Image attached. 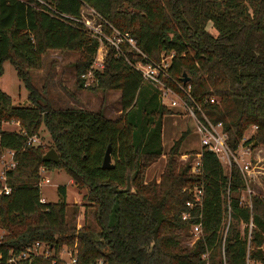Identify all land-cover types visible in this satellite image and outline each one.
<instances>
[{
  "label": "trees",
  "instance_id": "16d2710c",
  "mask_svg": "<svg viewBox=\"0 0 264 264\" xmlns=\"http://www.w3.org/2000/svg\"><path fill=\"white\" fill-rule=\"evenodd\" d=\"M82 9L108 32L127 34L147 61L169 56L165 85L182 98L189 88L208 118L222 123L232 149L241 142L264 145V0H0V74L9 62L27 92L26 104L14 105L0 90V122L19 126L0 129V150L13 152V165L4 171L9 191L0 194V228L6 232L0 264H65L56 254L26 251L21 257L34 242L54 251L62 244L71 247L77 264H246L247 258L264 264V199L255 194L244 202L239 167L229 169L205 147L186 152L189 161L180 167L185 130L163 152L162 116L172 112L126 63H146L133 48L123 42L118 53L108 46L100 56L102 69L93 70V81L84 86L80 75L90 69L99 43L88 36ZM60 50L80 54L74 63L78 88L119 93L117 118L78 107L53 109L40 101L29 72L41 69L47 51ZM183 73L189 78L185 84ZM40 124L51 141L44 149L26 144ZM249 127L254 132L245 137ZM108 145L112 167L103 168ZM49 148L56 161L42 159ZM198 152L201 169L194 173ZM162 154L158 179L145 181L147 166ZM40 167L63 168L78 189L86 188L78 229L77 209L67 216L64 199L41 201ZM127 176L130 188L114 192L111 186L125 187ZM193 188L202 192V232L187 246L190 223L180 215ZM57 190L64 197L65 186ZM13 253L21 256L9 261Z\"/></svg>",
  "mask_w": 264,
  "mask_h": 264
},
{
  "label": "rangeland",
  "instance_id": "374dc122",
  "mask_svg": "<svg viewBox=\"0 0 264 264\" xmlns=\"http://www.w3.org/2000/svg\"><path fill=\"white\" fill-rule=\"evenodd\" d=\"M81 20L87 21L88 27L92 29H89L83 24L85 29L90 33L88 36L95 38L99 43L98 51L92 61L93 64L95 63L96 58L99 60H101L100 56H103L102 58H104L107 47L109 46L107 38L110 37V32H108L105 27L102 28V26H100L97 19L89 10H81ZM208 28L210 32L215 34V31L210 26ZM94 29H96L97 32H95ZM95 33H100V35ZM79 58V52L67 50L47 51L42 56L41 69L29 72L31 85L40 93V101L48 103L53 109L78 107L90 111H100L105 117L110 119L117 118L120 114L118 92H102L100 90L92 92L86 88H78L77 84H75L76 76L74 63L78 62ZM168 60L169 56L162 57L159 62H156V64L163 63L166 65ZM101 61L103 65V59ZM146 85L155 89L147 83ZM0 90L11 98L14 105L26 104L27 92L24 86L17 80L15 72L9 62H4L2 64ZM212 100H215V98ZM159 102L172 112L162 116L161 146L163 152L168 150L172 140L178 138L182 130L187 131L180 144V149L185 148V151L182 152L200 151L202 145L193 116L186 113H178L169 108L167 106L169 101L166 99L162 101L159 99ZM18 128L19 126L16 122H0V129L17 130ZM253 132L254 127H249L245 132V137L251 136ZM36 135L38 137V144H40L43 149L50 145L51 141L49 134L42 124L39 125ZM8 151L9 150L7 149L0 150V175L1 173L4 175V171L11 167L12 155L8 154ZM248 158H250L252 166L251 171L246 175V187L242 190V199L247 203L250 202V197L255 194L260 195V197L264 199V145L253 147ZM187 161H189V158L186 156H180L178 164L181 167V165ZM162 163L163 155L157 158V160L152 163L151 167H156L155 169L159 170ZM39 174V192L41 200L45 202H56L64 199L66 202L67 216H69V213L73 208L77 209L74 224L75 228L78 229L84 222L82 211L84 209L83 205L85 199L82 198V194L85 193L86 188L78 189L63 168L56 167L47 170L44 168L43 171L39 170ZM157 174L158 172H155L152 179L157 180ZM42 178H47L48 181L44 182ZM3 183L4 182L0 178V186ZM59 185L65 186L64 197H62L57 190V186ZM86 220L88 222L93 221L90 213H87ZM4 238H6V232L3 228H0V241H3ZM195 239L196 237L191 235L190 238H185V244L187 246H192ZM34 243H30L23 253L25 254L26 251L37 254L42 253L41 255L43 257H50L51 255L56 254L58 258L64 261H67L69 258L71 247L67 245L62 244L58 250L54 251L51 250V245L49 244L39 242L38 245H35ZM13 254V259H18L19 256H21L20 253Z\"/></svg>",
  "mask_w": 264,
  "mask_h": 264
},
{
  "label": "built area",
  "instance_id": "2783aa9c",
  "mask_svg": "<svg viewBox=\"0 0 264 264\" xmlns=\"http://www.w3.org/2000/svg\"><path fill=\"white\" fill-rule=\"evenodd\" d=\"M83 24H85L88 27V22L83 21ZM101 26V25H100ZM91 29L90 27H88ZM92 30V29H91ZM95 32H97L96 29H94ZM97 35H100V33H95ZM105 38V37H104ZM107 41L109 43V46H111L115 51L120 53L119 45L123 42L127 43L131 48H133L141 57L143 58L146 63H142L141 61L136 62H129L125 59L126 63L135 71H137L141 77V80L144 83H147L151 86H153L156 91L158 92V97L160 100H168L169 103L167 106L174 111H177L178 113H186L193 116L196 122V128L200 135V141L202 147H205L206 149L213 151L219 159L229 168L233 165H236L239 167L241 173L243 174L244 179L246 180V175L249 174V171H251V160L249 155L251 154L252 147L250 145H244L242 142L239 144L237 149H232L228 143H227V134L222 129V123L212 122L208 116L204 113L202 108L192 101V98L189 94V88H186L184 90L185 92V98H182L178 95L177 92H175L173 89L165 85L164 79L165 76V68L166 65L163 63L156 64L153 62H149L146 60V57L136 48L134 41L127 35V34H120L117 31L111 29L110 37L107 38ZM102 69V63L101 60L98 58L95 59V63L91 64L90 69L80 75V78L84 81V86H87L93 81L92 77V71L93 70H100ZM210 102H214V100H210ZM17 123V122H16ZM18 130V129H17ZM244 140V139H243ZM26 144H38V137L37 135H30L26 137ZM8 154L12 155V151H8ZM180 156H189L187 154L180 155ZM200 152L196 153V158L193 161L192 164V172L194 173H200L201 169V163H200ZM11 166L13 163L11 162ZM39 170L43 171L44 168L40 167ZM0 178L4 182L5 176L1 173ZM44 182H47V178H42ZM9 188L3 183L0 186V194H6L8 193ZM193 199L192 200H186L185 201V208L182 211L180 218L181 220L185 222L190 223V233L195 236L196 238L201 234L202 232V192L199 188H193L191 190ZM42 201V200H41ZM229 218V215H228ZM35 245H38V242L34 243ZM264 248V246H263ZM37 254V253H33ZM42 253H39L38 255H41ZM69 258L67 261H64L65 264H77V258L74 254L71 255L69 252ZM22 257L25 256V254ZM223 261L224 260V252H222ZM205 257V255H204ZM13 259H8L11 261ZM95 264H101L100 260H97ZM246 264H257L253 261H251L249 258H247Z\"/></svg>",
  "mask_w": 264,
  "mask_h": 264
},
{
  "label": "water",
  "instance_id": "95a60500",
  "mask_svg": "<svg viewBox=\"0 0 264 264\" xmlns=\"http://www.w3.org/2000/svg\"><path fill=\"white\" fill-rule=\"evenodd\" d=\"M189 80L183 73L181 76V83L185 84L186 81ZM57 153L53 148H49L47 151H45L42 155L43 160H49V161H56L57 160ZM101 167L103 168H110L112 167V161H111V156H110V148L109 145L106 147L104 154L102 156L101 160ZM130 188V183H129V177H126V184L125 187L123 188H116L115 186H111V189L114 192H125Z\"/></svg>",
  "mask_w": 264,
  "mask_h": 264
},
{
  "label": "crops",
  "instance_id": "0c3cea01",
  "mask_svg": "<svg viewBox=\"0 0 264 264\" xmlns=\"http://www.w3.org/2000/svg\"><path fill=\"white\" fill-rule=\"evenodd\" d=\"M183 131V130H182ZM174 140V139H173ZM180 151L182 152V151H185V148H181L180 149ZM185 153L184 152H182V155H184ZM163 155V163H162V165L160 166V168H159V170H157V169H155L156 167H151V165H152V163L146 168V170H145V174H144V179H145V181H148V180H151L152 178H153V176H154V173L155 172H158V174H157V177H156V179L158 178V175H159V173H160V170H161V168L163 167V164H164V154H162ZM154 163V162H153Z\"/></svg>",
  "mask_w": 264,
  "mask_h": 264
}]
</instances>
